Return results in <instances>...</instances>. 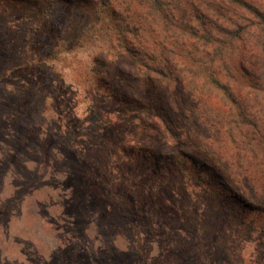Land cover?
<instances>
[{
    "label": "rangeland",
    "instance_id": "1",
    "mask_svg": "<svg viewBox=\"0 0 264 264\" xmlns=\"http://www.w3.org/2000/svg\"><path fill=\"white\" fill-rule=\"evenodd\" d=\"M138 2L0 0V264H264V200L250 210L215 191L200 198L175 173L180 150L195 156L191 174L197 163L215 181L226 163L194 138L209 132L179 86L163 14ZM132 10L143 48L175 80H146L125 51L139 39L119 32L115 12ZM170 102L182 148L137 110Z\"/></svg>",
    "mask_w": 264,
    "mask_h": 264
},
{
    "label": "trees",
    "instance_id": "2",
    "mask_svg": "<svg viewBox=\"0 0 264 264\" xmlns=\"http://www.w3.org/2000/svg\"><path fill=\"white\" fill-rule=\"evenodd\" d=\"M133 2L129 0V3ZM139 2H146L163 14L164 40H167L169 57L181 75L179 86L191 97L196 123L209 132L207 136L195 134L194 138L208 154L226 163L224 173L217 172L215 176L219 179L215 181L211 173L196 162L192 169L200 170L191 174L186 166L195 156L180 150L173 161L175 168L178 166L175 173L181 179L187 178L185 185L194 182L197 197L215 191L225 200L237 199L244 209H257L255 201L258 198L260 202L264 200V0ZM128 7L123 9L127 11ZM115 15L119 32H128L134 39H139L136 40L137 48L125 51L133 54L141 75L146 80L160 79L162 83L166 78L175 80V76L162 66L160 54L143 48L141 38L147 27L139 21L138 14L132 10L123 18H119L117 11ZM235 55L237 67L229 62ZM206 93L216 98L208 99ZM175 109V104L171 107L170 102L168 106L144 105L137 110L157 122L158 132L182 148L187 144V136L172 119ZM227 138L231 140L233 150L228 149ZM138 152H141L139 146ZM154 155L152 151L146 154L150 162L159 164L153 159ZM250 193L252 196L248 197ZM241 211L235 204L229 211L227 209L234 217H241L240 224H247L244 210Z\"/></svg>",
    "mask_w": 264,
    "mask_h": 264
}]
</instances>
